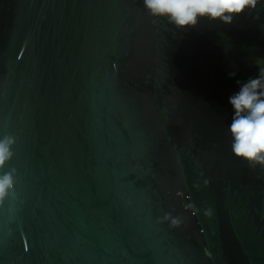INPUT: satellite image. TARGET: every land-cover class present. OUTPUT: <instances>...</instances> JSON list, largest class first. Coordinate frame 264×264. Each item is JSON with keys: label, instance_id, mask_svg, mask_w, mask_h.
<instances>
[{"label": "water", "instance_id": "95a60500", "mask_svg": "<svg viewBox=\"0 0 264 264\" xmlns=\"http://www.w3.org/2000/svg\"><path fill=\"white\" fill-rule=\"evenodd\" d=\"M216 30L264 49V0L187 29L143 0H0V264H264V171L231 152L239 84L215 74L240 64Z\"/></svg>", "mask_w": 264, "mask_h": 264}, {"label": "clouds", "instance_id": "9594fccd", "mask_svg": "<svg viewBox=\"0 0 264 264\" xmlns=\"http://www.w3.org/2000/svg\"><path fill=\"white\" fill-rule=\"evenodd\" d=\"M257 4L258 0H143L151 17L166 19L177 29L194 28L202 19L231 25L236 17L256 9ZM230 75L235 76V73ZM237 83L239 90L229 97L233 109L228 126L231 152L249 168L264 171V66L259 67L256 76ZM15 143L16 137L11 134L0 138V205L10 196L16 197V169L3 171L15 154ZM167 220H171L172 227H178L181 222L170 213H165L161 222Z\"/></svg>", "mask_w": 264, "mask_h": 264}, {"label": "trees", "instance_id": "16d2710c", "mask_svg": "<svg viewBox=\"0 0 264 264\" xmlns=\"http://www.w3.org/2000/svg\"><path fill=\"white\" fill-rule=\"evenodd\" d=\"M210 37L216 42L226 44L229 47L228 52L234 57L235 61L240 64V70L235 72V76L226 74L222 69L215 74L216 77L222 81V83L236 85L238 84L237 81H246L249 77L256 76L258 74L259 67L264 66V64L257 66L247 64L238 52L243 43L233 35L216 30L211 33Z\"/></svg>", "mask_w": 264, "mask_h": 264}, {"label": "flooded vegetation", "instance_id": "af4514ba", "mask_svg": "<svg viewBox=\"0 0 264 264\" xmlns=\"http://www.w3.org/2000/svg\"><path fill=\"white\" fill-rule=\"evenodd\" d=\"M238 52L243 60L251 66H257V61H264V49L254 48L243 43Z\"/></svg>", "mask_w": 264, "mask_h": 264}]
</instances>
